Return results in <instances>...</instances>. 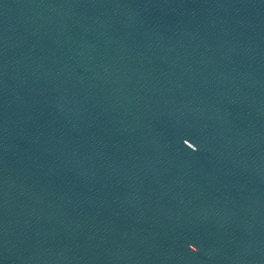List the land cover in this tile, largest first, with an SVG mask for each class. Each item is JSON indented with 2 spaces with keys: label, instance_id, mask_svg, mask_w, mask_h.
<instances>
[{
  "label": "water",
  "instance_id": "95a60500",
  "mask_svg": "<svg viewBox=\"0 0 264 264\" xmlns=\"http://www.w3.org/2000/svg\"><path fill=\"white\" fill-rule=\"evenodd\" d=\"M0 264H264V0H0Z\"/></svg>",
  "mask_w": 264,
  "mask_h": 264
}]
</instances>
